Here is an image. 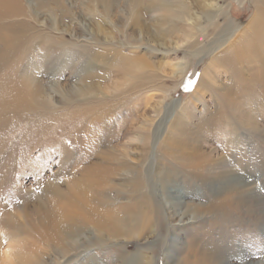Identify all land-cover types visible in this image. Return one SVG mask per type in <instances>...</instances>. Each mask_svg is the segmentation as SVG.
<instances>
[{"label":"rangeland","instance_id":"374dc122","mask_svg":"<svg viewBox=\"0 0 264 264\" xmlns=\"http://www.w3.org/2000/svg\"><path fill=\"white\" fill-rule=\"evenodd\" d=\"M18 1L33 18H0V90L33 78L50 106L22 112L16 121L2 113L8 123L0 125V264L27 257L39 264H180L188 247L220 249L232 234L242 240L219 264H264V217L251 219L253 237L235 222L220 225L216 215L176 225L186 206L206 204L224 190L220 180L181 169L189 165L186 155L172 150L195 143L206 161L228 157L226 169L236 175L221 182L258 187L249 191L256 204L262 199L264 212V29L254 38L264 0H140L160 50L130 27L129 0H114L107 19L112 40L93 39L89 21L101 11L90 0H49L48 7L44 0ZM87 71L93 82L79 93ZM107 146L126 160L104 187L112 206L135 201L128 179L139 169L141 190L159 212L129 235L83 227L60 251L44 235L46 210L66 195L70 176L78 177ZM166 171L175 178L163 184L158 175Z\"/></svg>","mask_w":264,"mask_h":264},{"label":"bare ground","instance_id":"6f19581e","mask_svg":"<svg viewBox=\"0 0 264 264\" xmlns=\"http://www.w3.org/2000/svg\"><path fill=\"white\" fill-rule=\"evenodd\" d=\"M47 1L49 0H44L45 3L43 1L40 2H43L44 6H47L49 3ZM90 1L94 3V6L97 8L98 11L99 10L101 11L100 15L95 16L90 21L88 20L89 24L91 25V33L93 34V39L98 40L99 37L98 35L102 34L104 37L112 40L113 38L111 32L113 28L110 25H107V19L114 11L113 10L114 0H90ZM139 1L140 0H129V5H130L129 7L131 9L130 18H129L130 27L132 29L138 30L141 40L144 39V37L146 38V36L151 37L152 40L150 44L152 46L157 47L155 49H159L158 46L160 44L156 42L157 35L149 31L148 29L149 26L147 25V23L143 18V12H142L143 9L142 7H140ZM181 12H184V10H181ZM183 14H185V12ZM4 15H8V17L28 16L30 20L33 18L32 14L26 13L24 8L21 6L20 1L18 0H0V18L3 17ZM183 16H185L184 17L185 21L189 20V14ZM256 20L259 22V24L254 28L255 29L254 38H256V34L257 36H259L258 30L264 29V21H261L258 18ZM190 22H191L190 25H193L192 21ZM19 24L23 28L27 27L28 25V23L26 22H21ZM10 26H14V25H10ZM115 46L117 45L115 44ZM90 53H91L90 56H92L93 58L97 56L95 53L93 54V52ZM88 71L83 75V78L87 83L85 84L83 90L80 91L79 93L81 92L87 93L89 91L90 83L93 82L92 80H90V82L88 81L89 78L91 77V74L88 73ZM20 79L21 80L19 81V83L13 88L3 87L2 90H0V125L1 126L3 125L2 127H4V125L8 123L7 121L8 117L3 118L2 113L11 114L16 121V118H18L17 116H19L22 112L32 111L36 109H46L50 106L49 101L44 99L42 95L45 88L42 86L40 82L34 80L33 78H28L26 76L25 78L21 77ZM41 127L42 126H39L37 128V132L40 130ZM189 147L191 150L187 149ZM189 147L185 143L174 144L172 147V150L178 148L181 154L186 155L185 158L188 161L187 163H189V165L185 164L183 166V164H181L182 166L181 169L183 167H189L191 172H189L188 174L196 175L197 179L199 180H205L210 177H212V179H217L218 182L220 180V183L222 184L220 186L224 191L221 192L222 191L221 190L217 192V196L213 198H209L208 203L206 204H201V203L195 204L191 208H189V206H186L184 210H181V212L174 217L175 220L178 221L176 225L183 226L189 222L202 221V219L208 216L211 217V215L213 216L216 215L217 216L216 220L221 221L219 223L220 225L225 222H230V223L235 222L236 223L235 226L238 227V231L243 233L240 230H244L245 231L244 236H247L246 233H249V231H251L253 226L252 225L253 222H251V219L252 218L255 219V221L253 219L252 220L256 222L264 217V212L263 210L260 209V205H262L261 203L262 199L259 198L258 204H256L254 202L255 199L253 197V194L250 193L249 191L250 189L258 190V187L249 188L250 185L249 183L230 184L228 182L227 183L221 182L222 181L221 179H224L225 177H228L233 174L236 175V171L233 173V171L226 169V167L230 165L228 157L222 158L219 161H215V162L209 160L206 161L204 159L203 149H201V147L198 146V144L196 145L195 143H193V145ZM142 148L144 151L145 147ZM98 151H99V153L97 152L98 159L95 161V163L93 164L89 163L88 165L83 166L82 167L83 172H81L78 177L73 176L72 174V176H70V178L67 181L66 195L64 193L60 200L57 199L56 201L51 202L50 207H48L46 210V215H47V217L45 218L46 230L44 231V235L48 237L51 246L53 245L56 246V248L60 251L64 250V242L67 238L75 234L78 230L82 231V229H85L87 226L89 227V225L95 231H97V233H100L105 230L109 234L129 235L131 231L136 229L137 227L136 225H138V223L142 224L144 219L146 220V222H148L147 221L148 217H151V215L154 216V214L159 212L156 205L151 203L147 199L148 198L147 193H143L141 190L144 183L141 177L142 172L139 169L136 170V172L138 171L137 177L132 176L131 178L128 179V185L130 187V190L133 192V195L134 193L136 194L135 197L133 196L135 201L132 203V205L126 207V204H129L128 201L125 204V208L123 209H119L112 206L113 203L110 202L111 200L110 201L108 200L110 199L109 196L111 195L108 196V193L104 189V187H107L106 182L107 181L109 182V180L114 174L118 173V171L121 170L122 168L125 169L124 165L126 164V160L122 158L125 155L121 153L120 158L117 157L115 152L111 150L109 146H107V148L102 149L101 151L100 150ZM168 155L172 156L174 154L173 152L170 153L168 152ZM208 168L209 171L205 172L204 170ZM158 176L157 177L159 178L160 181H162L161 183L163 184L175 178V174H172L169 171L161 172L159 173ZM170 183L171 182H169V184ZM163 189L166 190L165 185ZM163 189L161 190V192L163 191ZM122 204L123 203L120 204L121 208L122 206H124ZM161 207H159V209ZM36 208H38V206ZM175 214L176 213H174L173 211H170L171 217H173ZM244 221L247 222L249 221V222L247 224H244ZM144 226H146V224ZM220 233L217 236L219 239L223 236V234L221 236ZM244 236L242 234V238ZM251 236L252 237L255 236V234H253L252 231H251ZM226 240H223L225 247L220 246V249H216V248L212 249L206 243L197 242L194 248L192 249H190V247L187 248L186 256L188 257V260L186 262L182 260L180 264H219V260L223 257L226 249L228 250L229 248H233L234 244L239 242L238 240H240V237L233 236L232 234L228 238H226ZM33 262H35V264H39V259L31 261V259L29 260L28 257L22 258L19 261V263L17 261V264H33Z\"/></svg>","mask_w":264,"mask_h":264}]
</instances>
